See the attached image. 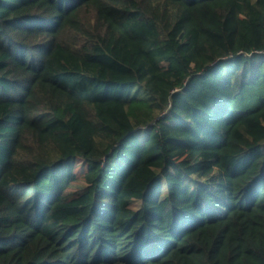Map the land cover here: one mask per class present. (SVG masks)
Listing matches in <instances>:
<instances>
[{
  "label": "trees",
  "instance_id": "16d2710c",
  "mask_svg": "<svg viewBox=\"0 0 264 264\" xmlns=\"http://www.w3.org/2000/svg\"><path fill=\"white\" fill-rule=\"evenodd\" d=\"M0 264H264V0H0Z\"/></svg>",
  "mask_w": 264,
  "mask_h": 264
},
{
  "label": "rangeland",
  "instance_id": "374dc122",
  "mask_svg": "<svg viewBox=\"0 0 264 264\" xmlns=\"http://www.w3.org/2000/svg\"><path fill=\"white\" fill-rule=\"evenodd\" d=\"M82 172H83V171H81V167H80V165L77 164V167H76L75 170H74V173H75V175L77 176V181H75V183L77 184V186H78V185H86V183H84V182L82 181Z\"/></svg>",
  "mask_w": 264,
  "mask_h": 264
}]
</instances>
